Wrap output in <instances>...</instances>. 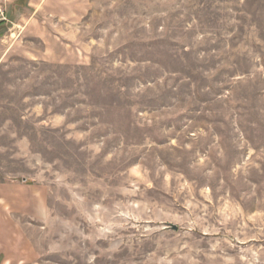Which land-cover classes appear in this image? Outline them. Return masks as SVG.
Returning <instances> with one entry per match:
<instances>
[{
    "label": "rangeland",
    "instance_id": "1",
    "mask_svg": "<svg viewBox=\"0 0 264 264\" xmlns=\"http://www.w3.org/2000/svg\"><path fill=\"white\" fill-rule=\"evenodd\" d=\"M0 183L37 264H264V0H0Z\"/></svg>",
    "mask_w": 264,
    "mask_h": 264
},
{
    "label": "crops",
    "instance_id": "2",
    "mask_svg": "<svg viewBox=\"0 0 264 264\" xmlns=\"http://www.w3.org/2000/svg\"><path fill=\"white\" fill-rule=\"evenodd\" d=\"M15 188L19 189L14 183H0V201L6 200L3 198L5 192L14 191ZM5 202L7 204L9 201L0 204V264H37L36 246L26 240L21 227L5 213Z\"/></svg>",
    "mask_w": 264,
    "mask_h": 264
},
{
    "label": "water",
    "instance_id": "3",
    "mask_svg": "<svg viewBox=\"0 0 264 264\" xmlns=\"http://www.w3.org/2000/svg\"><path fill=\"white\" fill-rule=\"evenodd\" d=\"M175 229H177V226L173 225Z\"/></svg>",
    "mask_w": 264,
    "mask_h": 264
}]
</instances>
